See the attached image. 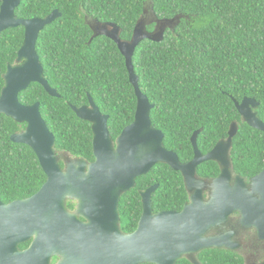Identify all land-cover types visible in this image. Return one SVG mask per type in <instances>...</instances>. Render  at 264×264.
Masks as SVG:
<instances>
[{
	"label": "trees",
	"instance_id": "obj_1",
	"mask_svg": "<svg viewBox=\"0 0 264 264\" xmlns=\"http://www.w3.org/2000/svg\"><path fill=\"white\" fill-rule=\"evenodd\" d=\"M147 6L157 19L178 18L164 29L160 40L142 39L132 55L139 88L153 104L152 125L164 132L166 146L191 158L194 131L200 130L197 145L206 153L227 137L230 124L236 122L230 149L233 173L249 180L264 167V133L243 121L234 100L258 101L255 111L264 122V0H21L14 11L18 18H44L53 10L61 13L36 41L44 77L60 97L32 82L18 94L19 101L40 103L41 115L55 136L54 149L93 160L91 124L77 117L71 105L88 104L90 96L109 115L108 130L114 140L133 121L137 99L117 44L105 35L94 36L87 21L114 23L120 38L129 40ZM23 38L22 26L0 32V91L6 66L14 64ZM24 126L0 113L3 202L34 194L46 179L33 150L10 140L11 133ZM218 173L215 161L198 167L200 177ZM154 183H159L152 196L154 212L180 210L187 201L180 173L157 163L137 177L135 187L121 198L124 232L137 226L138 191ZM198 257L202 264H240L235 253L225 249H204ZM177 264L191 263L181 259Z\"/></svg>",
	"mask_w": 264,
	"mask_h": 264
},
{
	"label": "water",
	"instance_id": "obj_2",
	"mask_svg": "<svg viewBox=\"0 0 264 264\" xmlns=\"http://www.w3.org/2000/svg\"><path fill=\"white\" fill-rule=\"evenodd\" d=\"M20 1L0 0V32L17 26L24 28L16 57L19 64H8L3 74L0 113L26 123V127L12 134L10 139L34 151L46 180L28 198L8 204L0 201V264H49L54 254L66 259L61 264H175L181 256L205 248L235 246L227 235L204 236L210 229L222 225L233 211L240 210L248 226L256 218L264 223V167L252 177L250 187L242 177L232 175L229 151L237 132L236 122L230 124L228 137L220 139L206 154L197 146L200 130L194 131L191 137L194 156L185 164L164 148L162 131L152 125L153 104L139 88L132 55L142 39L160 40L164 29L176 24L178 18L157 19L153 15L156 24L148 31L144 14L129 40L120 38V28L114 23L87 21L94 36L102 34L112 39L125 57L137 99L135 115L118 134L113 147L108 130L109 115L102 113L90 96L88 105H71L80 119L91 124L94 161L88 163L83 157L69 156L64 160L65 167L61 168L60 151L54 149L55 136L41 116L39 102L25 105L18 99V94L32 82L43 86L49 95L60 96L44 77L36 41L39 32L61 13L53 10L44 18H18L14 11ZM234 104L247 125L264 133V122L255 111L258 101L245 97L240 102L234 100ZM208 160L218 162L221 172L212 180L210 199L204 200L201 189L193 184L202 181L196 177V166ZM157 163H166L183 173L190 202L180 212L153 214L150 198L157 187L153 185L141 192L143 213L137 228L124 234L118 227L119 197L134 187L136 177L146 174ZM69 198L77 201L76 212L86 221L67 211L65 202ZM31 236L29 248L20 251L18 243Z\"/></svg>",
	"mask_w": 264,
	"mask_h": 264
},
{
	"label": "flooded vegetation",
	"instance_id": "obj_3",
	"mask_svg": "<svg viewBox=\"0 0 264 264\" xmlns=\"http://www.w3.org/2000/svg\"><path fill=\"white\" fill-rule=\"evenodd\" d=\"M17 57V55H16ZM22 62V61H21ZM10 64V63H8ZM7 64V65H8ZM19 63H17L16 61V58H15V62L13 65H17ZM12 65V64H10ZM7 68V66H6ZM6 71V70H5ZM48 82V81H47ZM4 84V83H3ZM49 84V83H48ZM50 86V85H49ZM1 92V91H0ZM59 94V93H58ZM60 95V94H59ZM51 96V95H50ZM54 97V96H53ZM57 97V96H55ZM60 97V96H59ZM38 102V101H37ZM35 103V102H34ZM33 104V103H31ZM40 104V103H39ZM89 104V103H88ZM88 104H84V105H88ZM29 105V104H28ZM74 106V105H73ZM82 106V105H81ZM78 107V106H76ZM39 110H40V105H39ZM41 113V112H40ZM5 115V114H4ZM42 116V115H41ZM8 117V116H7ZM78 117V116H77ZM10 118V117H9ZM43 118V117H42ZM12 119V118H11ZM17 122V121H16ZM19 123V122H18ZM26 127V123H25V126L23 127V129ZM23 129H21L20 131H22ZM20 131H16V132H12V134L14 133H18ZM162 135H163V145H164V148L167 150V151H170L171 153H174L179 162L182 163V164H185V163H188L190 160L193 159V156H194V148H193V145L192 146V156L191 158H184L182 157L177 150L173 149V148H170L168 146H166L164 144V132H161ZM194 133V132H193ZM192 133V135H193ZM110 134V132H109ZM10 135V137H11ZM192 135L190 136V142H191V137ZM199 135V134H198ZM93 136V134H92ZM118 136V135H117ZM110 137H111V134H110ZM198 137V136H197ZM228 137V135H227ZM226 137V138H227ZM234 137V136H233ZM117 138V137H116ZM116 138L113 140L112 137H111V140H112V143H113V147L116 146ZM226 138H223V139H226ZM11 140V139H10ZM219 141V140H218ZM192 144V143H191ZM198 146V145H197ZM215 146V145H214ZM213 146V147H214ZM232 146V144H231ZM212 147V148H213ZM211 148V149H212ZM199 149V147H198ZM210 149V150H211ZM231 149V147H230ZM200 150V149H199ZM209 150V151H210ZM209 151H207L206 153H208ZM34 152V151H33ZM62 153H64L63 151H60ZM200 152L202 154H206V153H203L201 150ZM93 153V152H92ZM35 154V153H34ZM229 155H230V151H229ZM80 157V156H79ZM94 157V156H93ZM85 159V158H84ZM60 161L63 162V165L60 164ZM86 161L88 163L94 161L93 160H87ZM209 161V160H208ZM211 161H214V160H211ZM59 165L61 168H64L65 166V163H64V159H59ZM216 162V161H215ZM230 162L232 164V160H231V156H230ZM204 162L200 163L199 165L196 166V177L198 179H202V181H200L197 185H195V183L193 184V187L195 188H200L201 191H202V196L204 198V200H208L210 199V195L212 193V180L214 178H216L220 172H221V166L219 165L218 162H216L219 166V173L218 175L214 176V177H211V178H205V177H200L198 175V167L203 164ZM166 164V163H164ZM168 165V164H166ZM169 166V165H168ZM42 168V167H41ZM173 169V168H172ZM263 169V168H262ZM174 170V169H173ZM177 171V170H175ZM44 172V171H43ZM180 173L181 177H182V180H183V186L185 188V191L187 192V196H188V199L187 201L183 204V206L181 207L180 210H173V209H168V210H160V211H157V212H154L153 211V201H152V196L154 194V192L158 189L159 187V183H154L152 185H150L149 187L153 186V185H157L156 189L152 192L151 194V198H150V205H151V209H152V213L155 214V213H158V212H161V211H176V212H180L182 211L183 207L185 204H188L190 202V192L188 191L187 187H186V183H185V179H184V176H183V173L181 171H177ZM148 173V172H147ZM259 173V172H258ZM257 173V174H258ZM45 174V173H44ZM257 174H255L254 176H256ZM232 175L235 176V175H238V174H234L233 173V168H232ZM142 176V175H140ZM240 176V175H239ZM252 176V177H254ZM139 177V176H138ZM242 177V176H240ZM252 177L249 178V180L245 179L244 177L243 178V181L245 182V184L247 185V187H250V182H251V179ZM136 179L137 177L135 178V185H136ZM46 180V179H45ZM233 181V179H232ZM134 185V187H135ZM198 186V187H196ZM133 187V188H134ZM147 187V188H149ZM192 187V188H193ZM131 188V189H133ZM147 188L145 189H142V190H139L138 193H139V196H140V206H141V210H140V216H139V219L143 213V199H142V196H141V192L146 190ZM127 190L125 192H123L120 197H119V200H118V204H117V213H118V227L120 229V231L124 234H129V233H132L136 228L132 231V232H124L122 230V215H121V210H120V202H121V198L122 196L125 194V193H129V191L131 190ZM33 195V194H32ZM30 195V196H32ZM30 196H27V197H23V198H18V199H14L12 201H9V202H3L1 199L0 201L4 204H8V203H11L15 200H19V199H24V198H28ZM76 206H77V201L75 199H67L66 202H65V207L67 209V211H69L70 213H76V216L77 218H79L81 221H86V219L84 218L83 215L81 214H78L76 212ZM139 219H138V222H139ZM138 222H137V225H138ZM253 222L254 223H251L250 226L246 225L244 222H243V217H242V213L240 210H236V211H233L227 218V220L222 223V225H220L219 227L217 228H212L210 229L206 235V237H211V236H218V235H222V236H226L229 238V240H231L232 242H234L236 245L233 246L231 248H227L226 246L224 248H217V249H225V250H228V251H231V252H234L235 255L238 257V260L240 264H264V223L260 222L257 218L256 219H253ZM229 233H231V235L229 236ZM225 237V238H226ZM32 240H33V236H31L30 238H28L27 240L25 241H22L20 243H18V249L20 251H23V250H26L27 248H29V246L31 245L32 243ZM205 249H210V248H205ZM204 250V249H202ZM200 250L199 252L197 253H193V254H188V255H183L181 256L180 258H178L175 262V264H177V262L181 259H186L187 261H189L191 264H194V260L200 264H202V262L199 260V253L202 251ZM66 259L61 255H57V254H54L50 257L49 259V264H61L63 262H65Z\"/></svg>",
	"mask_w": 264,
	"mask_h": 264
},
{
	"label": "rangeland",
	"instance_id": "obj_4",
	"mask_svg": "<svg viewBox=\"0 0 264 264\" xmlns=\"http://www.w3.org/2000/svg\"><path fill=\"white\" fill-rule=\"evenodd\" d=\"M144 14H145V16H144V20H146V21L144 22V25H145V26H148V25L153 24V26H154V24H156V22L154 21L155 18L152 17L153 15H152L151 11L149 10V7H148V6H147V8H146ZM88 20H89V19H88ZM94 22H95V20H92V19L89 20V23H91V24H94ZM99 26H100V25L98 24V27H99ZM158 30H159V29H158ZM158 30H157V31H158ZM69 156H70V155H68V154H66V153H62V152H59V153H58V159H64V160H65L66 158H69Z\"/></svg>",
	"mask_w": 264,
	"mask_h": 264
},
{
	"label": "clouds",
	"instance_id": "obj_5",
	"mask_svg": "<svg viewBox=\"0 0 264 264\" xmlns=\"http://www.w3.org/2000/svg\"><path fill=\"white\" fill-rule=\"evenodd\" d=\"M147 27V26H146ZM147 29V28H146ZM148 30V29H147ZM149 31V30H148Z\"/></svg>",
	"mask_w": 264,
	"mask_h": 264
}]
</instances>
